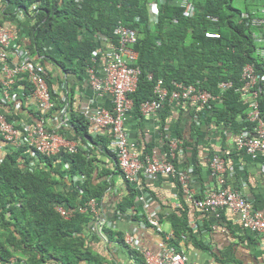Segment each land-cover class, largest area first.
Returning <instances> with one entry per match:
<instances>
[{
	"label": "trees",
	"instance_id": "1",
	"mask_svg": "<svg viewBox=\"0 0 264 264\" xmlns=\"http://www.w3.org/2000/svg\"><path fill=\"white\" fill-rule=\"evenodd\" d=\"M152 1L157 0H0V5L5 7L0 10V26L14 16L23 28L34 20L21 34L30 43L31 56L38 58L45 54L43 66L46 63L52 67L45 66V73L41 74L54 103L45 118L50 123L56 113H63L66 124L55 131L76 143L74 150L61 148L52 156L35 154L28 146L5 148L0 152V264H12L11 259H15L13 264L18 261L22 264H116L110 254L102 255L92 246L95 240L104 239L122 247L126 245L123 232L109 227L108 223H116L129 215L133 223L148 224L137 200L145 194L153 198L154 193L143 174L140 173L138 183L124 179L115 164L117 150L110 130L99 131L81 109L74 108L72 87L66 92L64 86L63 97L56 90L53 74L59 70V60L65 64L66 73L82 77L94 61L93 53L103 45L98 36L115 40L113 30L119 25L137 35L134 49L139 54L136 64L140 74L137 88L129 97L133 99L138 119H143L139 117L140 105L154 97L157 80L172 88L174 80L188 83L201 79L204 88L219 96V104L211 102L213 116L199 111L196 118L200 123L206 124L209 131L229 130L232 135L246 125L247 105L235 89L240 85L238 80L244 64L255 63L256 68L260 65L251 37L253 27L264 34V0H185L194 7L192 16L180 6L181 0H161L162 14L156 24L147 20L146 5ZM35 4L38 5L36 12L31 14ZM16 10L23 17L18 18ZM208 16L215 19L212 21ZM207 31L216 32L219 37L207 38ZM263 49L259 47L258 51ZM226 81H232L233 85L221 91L217 85ZM61 83L66 84L64 80ZM258 102L260 119L264 121V92ZM163 105L157 122L160 137L165 141L161 154L166 152L168 159L182 169L179 156L187 155L188 147L199 153L193 139L201 129L200 123L197 124V119L190 121L187 136L181 127L182 112L173 113L168 102ZM188 115L195 117L192 112ZM19 118V112L7 116L10 122ZM45 127L54 130V125ZM171 130L173 136L169 135ZM171 137L182 141L173 151V158L169 156ZM140 141L146 146L140 156L151 155L152 144L144 138ZM137 150L140 151L138 147ZM242 154L231 149L222 157L232 162ZM181 161L189 165L186 157ZM194 162L196 172L201 170L198 160ZM258 162L264 164V156ZM118 174L125 193L118 189L115 194L114 180ZM202 192L200 187L197 196H202ZM178 193H182L181 188ZM60 207L70 213L67 218L58 211ZM153 210L151 206L149 211ZM157 211V218L163 223V206ZM182 212L180 208L166 214L173 245L175 240L192 233L186 219L178 215ZM131 254L137 264H144L139 252L131 250Z\"/></svg>",
	"mask_w": 264,
	"mask_h": 264
},
{
	"label": "crops",
	"instance_id": "2",
	"mask_svg": "<svg viewBox=\"0 0 264 264\" xmlns=\"http://www.w3.org/2000/svg\"><path fill=\"white\" fill-rule=\"evenodd\" d=\"M102 64L98 65L100 72ZM66 76L67 79H65ZM60 77L62 79H59ZM54 79L56 80L57 93L61 97L64 95L62 91L64 86H66V92H69L71 87L74 89L73 106L75 109L109 107V99L95 91L86 80L88 79L87 74L79 77L76 74H64L59 69L55 71ZM63 80L66 84L61 83ZM157 122L159 123L158 118H154L153 121H144V119H138L133 114L127 117L125 130L135 148L138 147L141 151L142 148L146 147L144 146L145 143L140 141L144 138L145 142L152 144L153 152L160 155L165 141L160 137ZM53 123L54 121L50 122L51 125ZM220 130L222 133L208 129L198 131V139L205 142V148H203V154L200 156L203 161L201 170L196 172V176L193 175L190 182L191 187L195 189L203 187V191H207L215 187V178L206 164V157L204 156H211L212 154H209L211 150L223 153L222 149L227 152L233 148L234 135L229 130ZM169 135H174L172 130ZM101 160L103 159L101 158ZM179 163L183 164V168H188L181 160ZM181 164L179 165L181 166ZM192 167L189 165V170ZM224 176L227 189L241 192L250 201L253 209L264 213V166L258 160L253 161L243 154L237 155L231 163L226 164ZM114 181L115 194L118 189L125 193V186L120 174L115 177ZM146 181L149 183H146L147 186L154 193L153 198L150 197L152 201L148 210L151 206L154 208L163 206L164 215L161 225L165 231L171 233V226L166 220V214L180 208H183V212L178 213V215L185 218L188 225L193 226H190L192 233L185 234L181 239L175 240L174 245L171 243L177 251L185 254L189 262L196 264H264V236L244 230L238 217L231 210L223 209L218 214L202 212L192 205L190 199L183 192L178 193L180 185L168 175H157L151 180L146 178ZM181 202L185 206H182ZM137 203L139 204L138 208L140 207L143 213L148 211L141 203L138 201ZM115 228L122 231L123 234L132 233L139 240L141 247L148 249L153 254L160 252V235L149 225H143L140 222L133 223L130 216L126 215L119 218ZM92 246L102 255L110 254L116 264H137L134 255L131 254V250H134L131 245L126 244L122 247L119 244L108 245L103 240H95V244ZM15 264L22 263L18 261Z\"/></svg>",
	"mask_w": 264,
	"mask_h": 264
},
{
	"label": "clouds",
	"instance_id": "3",
	"mask_svg": "<svg viewBox=\"0 0 264 264\" xmlns=\"http://www.w3.org/2000/svg\"><path fill=\"white\" fill-rule=\"evenodd\" d=\"M159 1H161V0L152 1L148 5H146L147 6V9H146L147 20H149V22L151 24L158 23L159 17L162 14V13H160ZM37 6H38L37 4H35L34 6L32 5L31 10L34 12L31 14H34L36 12V10H34V9ZM180 6L185 8V12L187 13L188 16L193 15V13H194L193 5L186 4L185 0H181ZM0 10H5V7L0 5ZM15 14L18 18L23 17L22 12L20 10H16ZM208 18H210L212 21L215 19L214 16L213 17L208 16ZM16 19L17 18L14 16V17H12V20H6L5 22H3L2 26H0V33H4V34L9 35L8 45H5V44L0 45V50L5 52L6 57H7L6 61L0 60V76H1V73L3 70V67H7L8 69H6V70H8V71L10 70L12 72L11 78L13 79V83L8 85L6 88L8 91V96H6V97L4 95H2V93H1L3 91V85L0 82V114H2L4 116L7 123H9L14 129H16L19 133L22 134L24 132L23 131L24 124H26V123L28 124L29 122H31L34 119V118H31V115L33 114L32 109H33L34 102L29 98V96H30L29 94L32 90V83L28 79L29 78L28 70H29V68H32L33 71H35L36 73L41 75L42 73H45V70H44L45 66H46L45 68H52V67L50 65H47L46 63H45V66H43L42 62H44V61H42V60L45 59V57H46L45 54L39 55L38 58H34L31 56L30 51H29L30 50V48H29L30 43L26 42L25 39L27 37L24 34H21V32L23 30H28L29 26L34 24V20L31 21V23L28 25L27 28H23V27H19V23ZM136 19L138 20V17H136ZM253 30H254V32L252 33L251 39H252L253 43H255L254 47H255L256 54H257L256 56L258 57V61H259L260 65H259V67L256 68L255 63H246L241 67V72H240V76H239V80H238L240 85L235 89V91L239 93L240 100L244 104L247 105L248 113H247L246 118L244 119V121L246 122V125H244L241 128V130H239L238 133H236L234 135V145H233L232 150H234L235 152H241V153H243L244 156L255 161V160H258L259 157H263L264 155H258L256 157L249 156L243 150H239L237 148V145H236L237 135L242 130H244L245 128H251L253 125V123L248 120V115L253 111V108H254L253 105L257 108V111H258V114L260 117L258 99L261 96V93L264 92V49L261 52L258 51L259 47H264V34L260 31H258V29L256 27H253ZM113 34L116 37L115 40L108 39L104 36H98V38L103 42V45H100L96 49V51L93 53V55L95 56V57L93 56L94 61H92V64H90L86 68V70L83 74H87L88 79H86V80L95 89V91L102 94V96L103 95L106 96V98H108L110 101L109 107H99L96 109H102V108L111 109L112 104H113L112 101H113V98L115 97L114 94L112 92H109V91L97 90V88H95L92 85L93 84L92 83L93 78L91 77V74H89L87 70H91V72L93 73V76H94V80L98 81V83H99L102 79H104V74H105L104 69H105L107 63L109 62L110 57L111 56L114 57L116 55L123 59V61L127 65V67H129L130 69H134V71L137 74V77L135 80V85L133 86V90L128 91L126 94V97L130 102V107L128 108V111L125 114V120L123 122V129L125 131V134H126L127 138L129 139L130 143H132L131 139L128 137L127 132L125 130V122H126L127 117L130 114H133L135 116V112L133 109L134 108V102H133V99H131L129 97V95L131 93H134V91L136 90L137 80H138V76L140 74V68L136 64L139 54L134 49V45L136 44V41H137V35L133 32H130L128 29H126L125 27H123L121 25H119V27L114 28ZM205 36L207 38H210V39H215V38L219 37V34L216 32L207 31L205 33ZM122 40H124L123 43H122ZM158 43H159V41H158ZM42 51H46V49H43ZM128 54H130L131 57H129ZM259 54H261V55H259ZM62 62L63 61L59 60V63L57 65L59 66V69L64 74H68L64 71L63 66L65 64H62ZM101 63H103V64H102V70L100 72L98 65H100ZM22 66H25L26 69L21 68ZM69 67H71V66H69ZM53 75L55 76V72ZM67 76L65 79H67ZM232 83H233L232 81L220 82L217 85V87L221 91H223L226 88L232 87V85H233ZM171 84H172V88H169V87L163 85L162 81L157 80V83L154 87V97L151 100L144 101L140 105L139 117L143 118L144 121L145 120L153 121L154 118H158V121H159L161 118L160 114H161L163 107H164L163 104L165 102H168L173 108V113L177 112L178 110H180V113L182 112L181 127L185 128V130H186L185 135L189 136L190 128L188 126H189L190 121L197 119L196 116L199 113V111L201 113H205V114H209V115L213 116L214 111H213L211 102L213 101L214 105H217V103L219 104V102H218L219 96L212 94L210 91H208L206 88H204L201 79H196L195 81L188 82V83L174 80V81H172ZM53 106H54V104H53ZM52 108H50L47 111V113L50 112L52 110ZM96 109L92 108V110H96ZM83 110H85V109H82L81 111L83 112ZM14 112H19L20 118L15 119L12 122L8 121L7 116L12 115ZM191 112L193 114H195L194 118H192L188 115ZM62 114L63 113H59V114L56 113L55 114L54 120H52V122L54 121V123H53L54 130L53 131H55L56 128L58 129L61 124H65L66 119L62 116ZM135 117L138 118V116H135ZM196 122H197V124H199L202 121L197 119ZM18 125L20 126V128L18 127ZM15 126H17V127H15ZM45 126H47L49 128L51 127V124L49 123V120L47 118H46ZM200 127H201V129L207 130L206 124L200 123ZM98 129H99V127H98ZM0 135L2 137V140L0 142V152L3 151L5 148H16V149H18L21 146H24V147L28 146V148L31 151H33L32 146H30L28 144H25V145L23 144V145H20L18 147H15L13 144H10V143H7L4 141L1 132H0ZM59 135L62 138H64L61 134H59ZM194 138L195 139H193V140H194V142H196L195 147L198 148L199 153H195L194 150H192V148L188 147V154L187 155H180L179 156L180 159L178 160V162H179L180 160H182L183 158L186 157L188 159V161H191V162H189V165H192L193 167L190 170H189V165H188V168H182V169H181V167L177 168L171 162V160L168 159V157L166 156L167 155L166 152L163 154L160 153V155H158L154 152H152V154H151V155L155 154L159 158L165 157L166 160L170 161L173 164L175 174L174 175L168 174V176L172 177L173 180L175 178L177 179L176 181L180 185L181 190H182V186H181V183L179 182V179H178L179 176L180 175L187 176L188 184L191 187L190 182L193 179V175L194 176L197 175L195 167H194V165H195L194 159H197L199 164H201V165L203 164V161L201 160L200 156L203 154V148H205V142H202L201 140L198 139V134ZM173 140L177 141L175 148H172V146H170V143ZM66 141H69V140H66ZM69 142H73V141H69ZM112 142H113V140H112ZM192 142L193 141H191V143ZM179 145H182L181 140L176 139V137L175 138L174 137L169 138V146L173 149V151H175V149L178 148ZM75 146H76V143H75ZM131 150L135 151V153L138 154L137 156L141 160H143L146 156L151 157V155H146L145 157L142 158L140 156V155H142V153L140 151H138L137 148H135L134 144H133V147L131 148ZM221 151L223 153H226L225 150H221ZM33 153L38 154V152L36 150H34ZM182 153H183V151H182ZM223 153H220L219 151L217 152V151L211 150L209 152V154H212L211 156H209L211 158L207 157L208 155L204 156V157H206V164L209 161V163L207 165L209 166L210 171L213 173V176L215 178L214 179L215 182H217V185L215 184V187L211 190H215L219 187V183L217 181V178L219 177V174L221 173V172H218V170L214 166L215 160H217L218 163H219V161L222 163L223 169H222L221 177L223 179L222 185L225 187V182H226L225 176H224L225 167H226L227 163H231L230 162L231 160H229L228 158L222 157ZM194 154H197V156L195 157ZM50 156H52V155H50ZM169 156L171 158H173L174 154H173V156H171V155H169ZM1 160H2V158L0 157V161ZM116 163H117V166L119 168V171L121 172V174L124 177V174L122 173V171L119 167L118 160H116L115 164ZM261 165L264 166V164H261ZM157 175H167V174H156L153 177H146L144 175L143 176L145 177V179L147 178V179L151 180V179L155 178ZM139 177H140V174L138 176L137 181H135L136 183H138ZM124 179H126V178L124 177ZM191 188H193V187H191ZM193 189L196 191V198H201L204 195V193H206V191H203L202 196L198 197L197 192L199 191V189H195V188H193ZM182 192H183V190H182ZM137 201L139 203H141L139 201V199ZM154 210H158V208H154ZM258 211H260V210H258ZM147 212L144 214H147ZM150 212L151 211H149V213ZM156 212L158 213V211H156ZM109 223H112V222H109ZM140 223H142V222H140ZM116 224H117V222L112 223V225L109 227H112V226L116 227ZM160 224H162V223H160ZM146 225H149V224H146ZM190 226L191 225H188V227L191 229V227H193V226H191V227ZM162 231L163 232L161 234L155 231L156 233H158L160 235V238H161L160 243L162 241H165L168 248H171V249L173 248L174 251L181 253V254H184L181 251H177L173 247V245H171V239L173 236L172 232L169 233L168 231H165L164 229ZM191 232H192V229H191ZM126 234L125 233L123 234L124 244L131 245L134 250H136L137 252H139L141 254V256L144 260V264H148L145 257H144V254H142V252H141V250L145 249V248L141 247L137 237H135V241H137V243H134V244L126 243L125 242V235ZM130 234H132V233H130ZM165 234H170L168 240H165ZM187 234H189V232ZM104 242L107 243L108 245L117 244L114 241L107 242V240H105ZM160 243H159L160 252L158 254L162 253ZM146 250L149 251L148 249H146ZM150 253L153 254L152 252H150ZM158 254H153V255H158ZM188 262H189V260H188ZM190 263H193V262H190ZM194 264H196V263H194Z\"/></svg>",
	"mask_w": 264,
	"mask_h": 264
},
{
	"label": "built area",
	"instance_id": "4",
	"mask_svg": "<svg viewBox=\"0 0 264 264\" xmlns=\"http://www.w3.org/2000/svg\"><path fill=\"white\" fill-rule=\"evenodd\" d=\"M9 35L0 33V45H8ZM124 40H122V43ZM131 57L130 54H128ZM0 60H7L5 52L0 50ZM21 68H25L22 66ZM7 67H3L0 82L3 85L2 95L8 96L7 86L13 83L12 72ZM26 69V68H25ZM5 70V71H4ZM93 78V86L97 90L109 91L114 94L111 109H85L83 114L86 115L99 131L109 129L113 135V144L117 150V160L119 167L124 174V177L130 181L135 182L140 173L146 177H153L156 174H175L173 164L166 160L165 157L159 158L155 154L151 157L146 156L143 160L139 159L138 154L132 151L133 144L130 143L123 129V122L125 114L130 107V102L126 97L128 91L133 90L135 80L137 77L134 69L127 67L123 59L119 56H111L109 62L104 69V79L99 83L94 80L91 70H87ZM29 80L32 83V90L29 98L34 102L33 116L34 118L28 124H24L23 133H19L9 123L6 122L4 116L0 114V132L2 133L5 142L13 144L15 147L28 144L40 155L50 156L58 153L61 148H68L69 150L75 149V143L66 141L57 132L48 130L45 127L47 111L53 107V102L50 101V93L44 77L32 68L28 70ZM253 111L248 115V120L253 123L251 128L242 130L236 139V145L239 150H243L247 155L256 157L264 155V121L259 117L257 108L253 105ZM36 116V117H34ZM177 141L173 140L170 143L172 148L176 147ZM170 154L173 156V149ZM214 166L218 172L222 173V163L217 160L214 161ZM221 173L217 178L219 187L215 190H208L201 198H196V191L188 184V178L185 175L179 176L183 193L190 199L191 203L199 210L206 213H216L223 209L231 210L240 221V225L244 230L249 233L261 234L264 236V213L252 208L250 202L245 196L239 192L227 189L224 187ZM139 201L145 208H149L152 199L148 194L140 195ZM62 216L67 218L70 213L63 209L58 208ZM157 210L150 213L147 212L146 219L150 227L158 233H162V226L157 218ZM146 225V223H143ZM112 223H108L111 226ZM170 234H165V240L169 239ZM105 238V236H103ZM135 237L127 233L125 235L126 243H137ZM135 246V245H134ZM162 253L153 255L146 249H140L148 264H194L188 262L184 254L178 253L173 248H168L165 241L160 243ZM15 259H11L13 264Z\"/></svg>",
	"mask_w": 264,
	"mask_h": 264
},
{
	"label": "rangeland",
	"instance_id": "5",
	"mask_svg": "<svg viewBox=\"0 0 264 264\" xmlns=\"http://www.w3.org/2000/svg\"><path fill=\"white\" fill-rule=\"evenodd\" d=\"M236 1V0H235ZM238 1V0H237Z\"/></svg>",
	"mask_w": 264,
	"mask_h": 264
}]
</instances>
